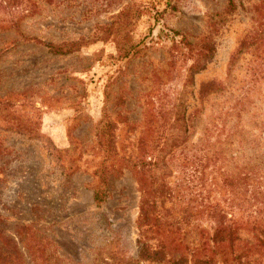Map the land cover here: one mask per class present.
Returning a JSON list of instances; mask_svg holds the SVG:
<instances>
[{"label":"rangeland","instance_id":"374dc122","mask_svg":"<svg viewBox=\"0 0 264 264\" xmlns=\"http://www.w3.org/2000/svg\"><path fill=\"white\" fill-rule=\"evenodd\" d=\"M29 37L68 43L70 50L54 53ZM205 39L213 52L208 61L200 58L206 50L195 45ZM196 59L200 69L190 83L188 67ZM254 67L261 75L251 100L264 119V0H0V232L14 238L21 264H35L31 236L45 264H90L114 249L137 257L140 190L132 170L124 166L112 175L104 201L94 200L102 161L96 125L104 115L111 120L118 160L134 158L142 135L147 147L168 150L171 135L182 130L165 124L164 111L179 98V109L192 122L175 149L190 155L207 142L205 151L219 150L217 116L232 95L217 92L202 100L200 86L225 83L240 95ZM251 113L244 115L249 127ZM49 146H75L76 169L61 168ZM163 168L158 180L173 179L176 168ZM219 179L217 164L205 168L203 185L195 189L203 203L201 217L193 220L198 227L191 221L171 232L169 246L175 256L184 254L176 264H224L204 209L221 201ZM172 214L182 216L178 206ZM187 232L185 247L175 235ZM241 234L245 249L251 232ZM195 245L205 249V257L212 255L210 247L217 250L211 263L194 260ZM241 262L264 264V247Z\"/></svg>","mask_w":264,"mask_h":264},{"label":"trees","instance_id":"16d2710c","mask_svg":"<svg viewBox=\"0 0 264 264\" xmlns=\"http://www.w3.org/2000/svg\"><path fill=\"white\" fill-rule=\"evenodd\" d=\"M29 39L42 43L54 53L68 52L71 46L68 43L57 45L41 42L36 37H29ZM181 40H184L190 50H193V45L187 39ZM71 44L74 45V43ZM195 45L206 50L204 53L199 51L200 58L210 60L213 56L210 42L205 39L204 42ZM128 51L123 52V56H126ZM237 58V56L234 57L232 65ZM199 60L196 59L195 63L188 67L187 80L190 83L194 73L200 69ZM250 70L251 80L241 87L243 91L238 93L240 95L229 90L225 83L209 81L200 86L202 100L217 92L224 94L230 91L232 95V103L228 102V98L224 99L220 114L217 116L219 126L217 124L215 126L220 130L219 150L208 152L210 146L207 142L202 145V147L206 146V151V148H196L190 155L175 149L186 141L184 133L192 122L190 115L185 117L184 111L179 109L182 105V102H177L179 98L171 102L168 109L164 111L165 124L182 130L171 135L170 148L165 150L164 147L158 149L152 145L147 147L145 135H142L138 140V152L134 158L128 157L126 161H122L123 158L117 159L114 137L111 133L113 128L111 120L106 115L101 118L94 130L98 152L102 154L101 164L96 169L100 180L94 188V200L97 205L104 201L107 193L106 185L112 175L120 174L124 166L132 170L140 190L137 216V227L140 231V238L137 241L140 243V249L137 257L123 255L117 249L109 250L107 256H96L90 264H144V262L161 263L165 260L176 264L177 261L182 260L184 254L175 256L176 249L169 246L175 240L174 237V240L170 238V234L173 231L178 233L183 224L189 225L191 221L195 223L193 220L201 217L203 203L195 189L203 185L199 183L203 182L205 168L209 166L214 168L216 164L220 176L221 201L210 202L204 206V209L212 228L210 239L217 242L219 249L217 251L210 247L208 251L212 255L205 257V249L195 245L192 247L191 254L198 256L194 260L205 258V261L211 263L217 251L224 264H242L241 257L245 256L247 259L249 255L252 256L256 252L260 254V249L264 247V119L256 113L258 106L256 100H251L256 92L255 81L258 80L261 71L255 67ZM251 111L253 113L250 114L249 122L252 120L253 125L249 127L244 121V115ZM172 116L173 119L170 121ZM162 133L163 131L156 133L158 139L161 136L164 137ZM246 133H251V138H245ZM245 142H250L251 148L248 153L243 151ZM49 147L53 150L56 159L61 162V168L69 172L76 169L75 160L72 158L76 150L75 146ZM1 151L4 152V150ZM163 151L165 154L162 153ZM180 156L181 161L176 159ZM170 165H173L177 172L173 179L165 180L163 175V178L158 180L157 170L160 166H163L165 170ZM167 201L171 204L167 205ZM177 206L182 216L172 218V211L175 212ZM193 225L198 227V223ZM243 230L251 232L252 236L251 245L245 249L241 246V242L244 241L241 234ZM175 236L179 239L178 244L183 243L185 247L188 246L186 241L188 232L182 236L181 234ZM31 237L35 264H45L40 255V243L33 236ZM150 239L155 241L150 242ZM0 240L4 242V245L0 246V264H21L22 254L14 238L0 232Z\"/></svg>","mask_w":264,"mask_h":264}]
</instances>
